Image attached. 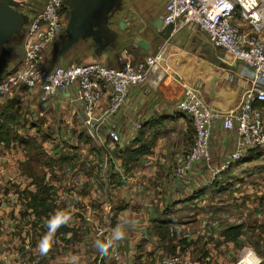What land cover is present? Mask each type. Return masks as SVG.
I'll use <instances>...</instances> for the list:
<instances>
[{
    "label": "crops",
    "instance_id": "1",
    "mask_svg": "<svg viewBox=\"0 0 264 264\" xmlns=\"http://www.w3.org/2000/svg\"><path fill=\"white\" fill-rule=\"evenodd\" d=\"M164 14L163 8L158 18ZM120 22L125 25L123 30ZM109 27L114 46L101 52L99 44L104 45L105 39L100 43L80 41L64 54L59 51L58 57L51 56L52 61H47L46 54L45 67L53 70L60 63L95 61L118 67L123 43L138 48L129 53L135 60L153 56L162 46L163 55L149 80L132 86L122 111L101 128L111 152L107 167L105 155L86 135L67 101L55 98L41 107L39 113L47 114L49 122L59 120L55 134L45 137L43 146L48 163L56 161L44 169L46 184L54 189L50 218L61 214L58 232L53 233L44 253L40 244L48 232V220L29 215L23 206V194L37 191L22 171L25 146L17 143L8 149L0 145V249L3 245L8 249L0 264H159L175 255L184 260L210 258L219 264H236L248 251H254L264 264V151L217 173L216 169L231 160L237 140V134L224 130L218 119L211 138V166L197 164L184 181L175 176L195 139L191 119L178 107L185 88L192 87L222 114H230L243 106L251 89V72L244 63L214 48L209 37L193 25L158 28L157 46L150 41L139 44L141 16L134 10L124 8L113 14ZM19 40L21 36L0 51L5 58L11 57L0 67V81L23 60ZM33 92L38 97H32L34 107L29 104V112L39 110L40 93ZM77 94V86H73L65 95L74 98ZM14 96L0 100V105ZM107 104L105 96L101 109ZM36 114L33 119L38 121ZM161 117L164 125L155 126L143 137L155 138L151 152L126 173L123 158L140 137L138 125ZM40 127L29 121L19 133L41 141ZM111 131L121 137L114 146L109 142ZM57 143L63 146H55ZM60 171L65 177L57 180L53 174ZM62 223L68 230H60ZM101 226L108 232L106 237H97ZM234 228H241L240 236L227 239L226 233ZM117 230L122 233L118 240L113 238ZM25 243H30V250L23 248Z\"/></svg>",
    "mask_w": 264,
    "mask_h": 264
},
{
    "label": "built area",
    "instance_id": "2",
    "mask_svg": "<svg viewBox=\"0 0 264 264\" xmlns=\"http://www.w3.org/2000/svg\"><path fill=\"white\" fill-rule=\"evenodd\" d=\"M64 1L46 0L44 10L31 19L25 31L21 67L0 81V100L11 97L15 91L25 90L39 91L44 104L55 98L67 101L86 135L105 155L107 167L111 164V152L100 134L101 128L122 111L130 88L149 80L152 70L163 55L164 46L143 60L132 59L129 57L130 52L123 50L118 57V67H109L95 61L47 69L44 65L47 51L58 42L69 22V9ZM163 5L165 14L156 23L157 28L196 26L209 37L214 48L244 63L252 75L251 89L243 106L230 114H222L192 87L185 88L178 107L182 114L191 119L195 139L175 171L177 180L184 181L199 163L211 166V138L214 123L218 119H222L224 130L237 134V140L231 160L216 169L217 173L229 169L232 163L263 152L264 0H163ZM73 86H77V96L66 97V91ZM105 96L108 104L101 109ZM40 115L43 116V113ZM142 126V123L139 124L138 129L141 130ZM109 138L112 146L121 140L120 135L113 131L109 133ZM112 166L118 169L115 162ZM107 235L106 228L98 227L97 237ZM23 248L30 250V243H25ZM7 254V246L3 245L0 259ZM115 256L118 258L117 252ZM159 264L219 263L210 258L192 261L175 255ZM236 264H263V260L254 251H248Z\"/></svg>",
    "mask_w": 264,
    "mask_h": 264
},
{
    "label": "trees",
    "instance_id": "3",
    "mask_svg": "<svg viewBox=\"0 0 264 264\" xmlns=\"http://www.w3.org/2000/svg\"><path fill=\"white\" fill-rule=\"evenodd\" d=\"M165 118L144 123L140 137L133 141L132 146L128 148L124 154L125 171L130 172L135 166L136 161L146 154H149L153 148L155 138H148L146 140L143 137L149 130L155 128L157 125H164ZM24 123V125L22 124ZM28 124L23 116V110L21 108L20 101L16 99H9L4 105H0V145H4L6 148H12L13 144H19L25 146L26 161L22 165V171L25 175L33 180L32 185L37 188L36 192H29L23 194V206L29 215H33L37 219L45 218L50 219V214L54 211L52 205L54 196V189L52 186L46 184V175L44 173L45 167L49 164L56 162L54 160L48 163L49 156L45 153L43 143L45 137H41L39 141L38 137H26L24 138L19 133V128ZM36 151L37 153H33ZM254 158V157H250ZM48 165V166H49ZM37 168L41 170L42 175L38 174ZM58 227L55 232H58ZM60 230H68L62 223ZM241 234V228L230 229L226 233V238L234 240Z\"/></svg>",
    "mask_w": 264,
    "mask_h": 264
},
{
    "label": "water",
    "instance_id": "4",
    "mask_svg": "<svg viewBox=\"0 0 264 264\" xmlns=\"http://www.w3.org/2000/svg\"><path fill=\"white\" fill-rule=\"evenodd\" d=\"M69 9V22L65 29V38L61 40L60 55L73 49L80 41L92 39L100 43L103 39L113 37L109 27L110 17L115 7H120L122 0H65ZM24 9L23 3L18 0H0V51L21 36L27 17L18 10ZM159 19L157 20V22ZM124 23L119 28L123 30ZM104 51L113 42L99 44Z\"/></svg>",
    "mask_w": 264,
    "mask_h": 264
},
{
    "label": "rangeland",
    "instance_id": "5",
    "mask_svg": "<svg viewBox=\"0 0 264 264\" xmlns=\"http://www.w3.org/2000/svg\"><path fill=\"white\" fill-rule=\"evenodd\" d=\"M21 2L25 3L27 8H29L33 11L30 19L32 17H34L36 14H39L40 12H42L45 8V5H46V0H21ZM123 2H124L123 7L125 9L134 10L135 12H137L141 16V31H140L141 33L139 34L140 35L139 39L141 41L139 42V44L141 46H145V42L150 41V42H152L153 45H156L158 42V37L156 36L158 28L156 26V23H157V20L160 18V17L158 18V16L160 14H162V11L164 8L163 2H161V0H123ZM114 29L116 31H118L117 27L116 28L114 27ZM25 38H26V33H25V31H23V33L21 35V40H19V44L22 46V50H21L22 52H24ZM137 40H138V38H137ZM13 46H15V45H12L11 47H13ZM156 46H155V48H156ZM16 47L17 46H15L14 48H16ZM17 48H19V47H17ZM123 48H125V49H123ZM60 49H61L60 42H57L56 44L52 45L49 52H47V61L48 60L52 61L51 56L58 57ZM12 50L13 49H11V51ZM120 50L121 51L122 50H128L130 53H132V51L138 50V48H136V46H133V45L127 46V44L123 43ZM13 53L15 54V52H12V55H13ZM18 54H19V51L16 52L15 55L18 56ZM9 58L11 59V57L5 58L4 56L0 55V67L4 66L5 65L4 62L9 60ZM89 62H91V61H89ZM21 64H22V61H21V63L18 64V66L12 72H15L18 69H20ZM72 64H75V63H72ZM69 65H71V63ZM55 66L66 67L65 64L61 65V63L57 64ZM13 95H15L14 99L21 101V108L23 110V116H24L25 120L28 123H29V121L30 122L33 121V122H37L41 125L40 129L43 133V134H41L43 137H49L50 135L55 134V132H56V126L55 125L58 123L59 120L56 119L53 122H49L47 119V114H45L43 116L40 115L39 111H40L41 107H43L45 105L43 102H41V98H39L40 105H39V110H37L38 112L35 110H34V112L33 111L29 112V110H27L29 104L32 105V103L34 102V99L33 100H31V99H32V97H34V95L37 96L36 93H34L33 91L22 90L19 92L15 91L13 93ZM32 106L34 107V105H32ZM70 110H71V112L73 111L71 107H70ZM31 112H33L34 114L37 113L36 117H37V119H39L38 121H35V119H33L34 114ZM75 120H76V118H75ZM54 145L59 146V147L63 146V145L58 144V143L54 144ZM48 147H49L48 145H45L46 149H48ZM51 150L52 149H50V151ZM63 150L62 149L60 150V152H59L60 155H61V151H63ZM35 153H37V152L33 151V153H31V154H35ZM37 171H38V174L41 176L42 175L41 170L39 168H37ZM61 172L62 171H60L59 174H53L55 179L62 180L65 177V175Z\"/></svg>",
    "mask_w": 264,
    "mask_h": 264
},
{
    "label": "clouds",
    "instance_id": "6",
    "mask_svg": "<svg viewBox=\"0 0 264 264\" xmlns=\"http://www.w3.org/2000/svg\"><path fill=\"white\" fill-rule=\"evenodd\" d=\"M60 215L61 214H57V215L51 217L48 220V224H47L48 232L45 234L44 237L41 238V244H40L41 253H44V252L47 251L46 244L50 240V238L53 235V233L55 232L56 228L59 226V217H60ZM66 221H67V216L64 217V222H66ZM113 238L116 239V240L121 239L122 238V233L119 230H117L114 233V237ZM99 247H101L102 250H106L103 245H99Z\"/></svg>",
    "mask_w": 264,
    "mask_h": 264
},
{
    "label": "flooded vegetation",
    "instance_id": "7",
    "mask_svg": "<svg viewBox=\"0 0 264 264\" xmlns=\"http://www.w3.org/2000/svg\"><path fill=\"white\" fill-rule=\"evenodd\" d=\"M18 1L21 2V0H18ZM21 3H23V2H21ZM23 5H24V9H22V8H21V9L18 8V10L21 11V12L27 17V23H26L25 28H24V30H23V31H26L27 26L29 25L31 19L33 18V17H32V18L30 19L31 14L33 13V11H32L31 9L27 8V6H26L25 3H23ZM123 5H124V2H123V0H122V3H121V5H120V7H115V9H114V11H113V14H114V15H115V14H118L122 9H124ZM112 17H113V15L110 17V24H109V26L111 25ZM21 35H22V34H21ZM19 37H20V36H19ZM65 37H66V36H65V31H64V32L62 33V35L60 36L58 42L61 43L62 38H65ZM17 38H18V37H17ZM17 38H16L15 40H17ZM105 42H112V41L110 40V38H108V39H105ZM99 49H101L100 45H99Z\"/></svg>",
    "mask_w": 264,
    "mask_h": 264
}]
</instances>
